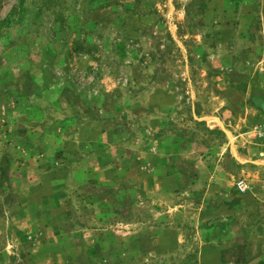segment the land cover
<instances>
[{"label":"rangeland","instance_id":"rangeland-1","mask_svg":"<svg viewBox=\"0 0 264 264\" xmlns=\"http://www.w3.org/2000/svg\"><path fill=\"white\" fill-rule=\"evenodd\" d=\"M261 124L264 0H0V264H264Z\"/></svg>","mask_w":264,"mask_h":264},{"label":"built area","instance_id":"built-area-1","mask_svg":"<svg viewBox=\"0 0 264 264\" xmlns=\"http://www.w3.org/2000/svg\"><path fill=\"white\" fill-rule=\"evenodd\" d=\"M257 135H259L260 137H264V124H261L257 127ZM245 186V185H241Z\"/></svg>","mask_w":264,"mask_h":264},{"label":"crops","instance_id":"crops-1","mask_svg":"<svg viewBox=\"0 0 264 264\" xmlns=\"http://www.w3.org/2000/svg\"><path fill=\"white\" fill-rule=\"evenodd\" d=\"M254 96H249L248 98H247V100H251V99H254L253 98ZM251 159V158H250ZM249 164H247L246 165V170H247V172H248V175H252V173H250L249 171H248V169H249ZM253 175H255V174H253ZM246 178H248V180H250L251 181V178H250V176H246ZM251 191L253 192V190L251 189ZM255 193V192H254Z\"/></svg>","mask_w":264,"mask_h":264}]
</instances>
